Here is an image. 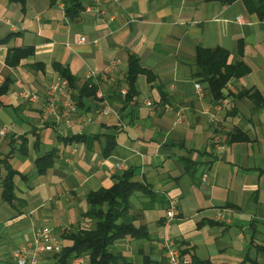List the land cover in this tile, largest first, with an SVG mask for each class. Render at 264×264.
Here are the masks:
<instances>
[{
    "label": "crops",
    "instance_id": "0c3cea01",
    "mask_svg": "<svg viewBox=\"0 0 264 264\" xmlns=\"http://www.w3.org/2000/svg\"><path fill=\"white\" fill-rule=\"evenodd\" d=\"M263 6L264 0H118L100 15L82 11L69 20L58 0H24L23 7L0 0V88L6 85L0 92V264H13L11 251L42 226L70 246L63 234L91 224L83 217L85 195L109 188L128 168L157 201L141 191L129 197L132 223L146 235L115 240V253L131 264H167L163 239L170 238L191 264H264ZM16 48L32 53L11 65L7 55ZM214 48L227 51V63L248 69L226 83L218 101L195 73L196 51ZM129 58L152 79L138 74L136 94L124 104L119 90L127 89ZM57 66L79 82L94 72L112 112L99 115L97 105L69 124L44 119L46 88L61 78ZM218 102L223 110L214 123ZM235 130L245 138L229 141ZM80 135L85 141L70 140ZM106 135L114 145L103 157ZM38 158L49 161L41 173ZM8 170L15 172L11 201L2 193ZM168 199L176 207L169 221ZM219 210L229 214L228 223L216 219Z\"/></svg>",
    "mask_w": 264,
    "mask_h": 264
},
{
    "label": "trees",
    "instance_id": "16d2710c",
    "mask_svg": "<svg viewBox=\"0 0 264 264\" xmlns=\"http://www.w3.org/2000/svg\"><path fill=\"white\" fill-rule=\"evenodd\" d=\"M11 1H17L23 7L24 0ZM55 1L57 0H50V4ZM58 1L62 4L63 13L69 20L76 19L84 10V5L89 2V0ZM207 1L229 4L235 0ZM242 1L245 5L254 2V0ZM254 10L257 15H261V12L257 11V9ZM30 53H32L31 48H16L9 52L7 58L11 56V58H8L9 63L11 62V65H14L20 58L26 57ZM227 57V51L222 48L199 49L196 51L195 73L206 83L207 92L213 101H218L225 97L223 89L231 78H237L248 70L242 63H227ZM56 70L73 90L72 100L77 107V111L90 112L99 105L97 104L99 100L95 97V91L97 90L95 82L91 79L79 82V78L71 75L67 69L60 66H57ZM138 74H146L147 80L152 79L148 72L138 65L136 59L129 58L125 75L127 89L124 95V104L130 102L136 94L134 83ZM5 90L6 85H3L0 88V92ZM251 97L260 103V99L255 92H253ZM238 134L241 138H245L244 134L235 130L234 133L229 135V141L237 140ZM71 139L85 141V136H75L71 137ZM105 140V146L102 150L103 157L110 154L114 145L113 136L106 135ZM48 156H51L50 152L44 158L46 159ZM44 158L36 159L37 173L43 172L49 163ZM6 167L9 166L6 165ZM133 171L130 168L124 170L119 176L113 177V183L109 188H100L85 195L87 210L83 213V217L87 218L91 224L88 227H74L68 230L66 234H63V238L70 240L71 245L63 247L59 253L52 255L56 263L68 264L72 257L87 254V264H131L126 257L115 253L113 250V243L117 239L126 236L139 238L146 235L144 226L136 227L132 223V218L128 213L130 208L129 197L133 193L141 191L146 195H151V199L157 201V198H155L156 194L152 193L146 185L131 180ZM14 173V171L8 170L4 177L2 193L7 201L12 199L11 177ZM260 249L264 251V246H261ZM180 253L184 254V251L180 250ZM199 264L207 263L199 262Z\"/></svg>",
    "mask_w": 264,
    "mask_h": 264
},
{
    "label": "built area",
    "instance_id": "2783aa9c",
    "mask_svg": "<svg viewBox=\"0 0 264 264\" xmlns=\"http://www.w3.org/2000/svg\"><path fill=\"white\" fill-rule=\"evenodd\" d=\"M118 0H90L84 5V12L92 13L94 15H100L103 13V8ZM79 42H85L84 37L79 38ZM96 43V40L92 41ZM96 75L94 72H88L84 75V80H89ZM198 87V86H196ZM26 97L30 100H36L38 98L37 93H25ZM46 101L44 106L43 117H53L56 122L64 121L65 123H71L74 117H77V107L72 100L73 90L68 86L67 81L59 78L51 81L46 88ZM119 94L124 96L126 94V88L119 90ZM95 97L99 100L100 107L95 110L99 115H107L112 110L107 105L101 91L98 89L95 91ZM149 105V102H146ZM98 105V106H99ZM223 110L222 103L218 102L215 105L214 112L210 114L212 122H220V113ZM0 130V134H2ZM213 142L218 145L219 139L217 136H213ZM220 149L221 145L218 146ZM205 178V175H204ZM176 215L175 201L168 199L167 208L165 209V218L167 221L174 218ZM216 219L225 223L229 222V214L225 210H219L216 213ZM63 248L62 241L59 238V234L54 233L51 227L42 226L32 240L24 242L11 251V258L13 264H50V261L46 257L47 255H53L59 253ZM163 249L167 264H191V261L187 255L181 254L180 249L176 243L170 238L163 239ZM88 260L87 254H81L72 257L68 264H86Z\"/></svg>",
    "mask_w": 264,
    "mask_h": 264
}]
</instances>
